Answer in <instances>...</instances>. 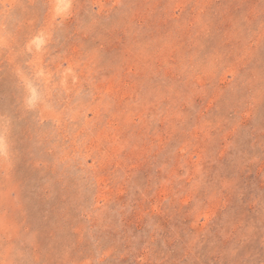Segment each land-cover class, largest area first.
Returning a JSON list of instances; mask_svg holds the SVG:
<instances>
[{"label": "rangeland", "instance_id": "374dc122", "mask_svg": "<svg viewBox=\"0 0 264 264\" xmlns=\"http://www.w3.org/2000/svg\"><path fill=\"white\" fill-rule=\"evenodd\" d=\"M0 264H264V0H0Z\"/></svg>", "mask_w": 264, "mask_h": 264}]
</instances>
